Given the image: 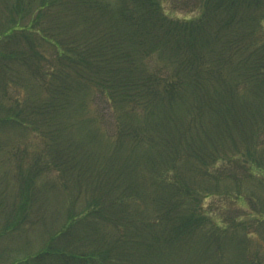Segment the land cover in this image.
<instances>
[{"label":"trees","instance_id":"obj_1","mask_svg":"<svg viewBox=\"0 0 264 264\" xmlns=\"http://www.w3.org/2000/svg\"><path fill=\"white\" fill-rule=\"evenodd\" d=\"M33 8L32 22L54 51L44 57L46 69L36 64L35 77L45 96L33 99L29 109L47 142L48 165L61 173L66 188L76 189V198L87 197L81 217L91 214L96 222L115 226L113 252L123 254L126 248L127 264L153 261L161 255L163 228L169 238L180 240L187 235L182 232L195 227L186 218L191 213L177 195V182L169 177L172 168L182 179L184 172L188 178L187 165L207 172L208 165L230 153L224 141L244 142L250 128L264 129V0H205L201 16L191 22L167 18L160 0H119L116 5L104 0H41ZM155 54L168 73L151 69ZM88 90L102 95L118 113L115 155L103 162L69 136L73 108L83 106L77 97ZM179 108L186 109L185 116ZM138 109L141 127L132 123L140 117ZM91 137L99 142L97 133ZM124 145L131 151L147 150L144 160L152 174L144 177L141 188L148 181L165 186L162 195H150L151 214L142 205L141 190V229L133 219L135 212L126 207L134 202H125L137 199L112 195L124 188L115 168ZM258 156L263 168L264 153ZM78 219L71 217L68 229L84 220ZM79 257L89 263L104 260L92 254Z\"/></svg>","mask_w":264,"mask_h":264},{"label":"rangeland","instance_id":"obj_2","mask_svg":"<svg viewBox=\"0 0 264 264\" xmlns=\"http://www.w3.org/2000/svg\"><path fill=\"white\" fill-rule=\"evenodd\" d=\"M104 1L116 5L119 0ZM40 2L0 0V264H108L116 257L121 259L113 264H127L126 248L123 254L113 252L115 226L104 220L96 222L91 214L81 217L87 197L76 198V189L66 188L61 173L49 167L47 142L31 121L33 99L45 96L34 69L36 64L46 69L49 63L44 57L54 54L43 40V32L36 29L40 27L32 22L36 14L33 6ZM204 2L160 0V5L167 18L191 22L201 16ZM161 61L158 54L153 55L151 69L168 73ZM82 93L77 99L83 106L73 108L74 126L69 136L103 162L115 155L112 148L120 131L118 113L99 93ZM138 110L140 117L133 116L135 127H141L143 121ZM178 113L185 116L186 109L179 108ZM253 131L250 128L246 136L248 142L224 141V149L230 153H223L214 165H208L207 172L187 165L188 178L184 172L186 178L182 179L177 168H172L169 177L177 182V195L191 213L186 218L190 217L195 227L191 233H187L190 228L182 232L187 235L180 240L169 238L163 228L158 244L161 255L143 264H264V167L258 164V160L263 162L258 155L264 153V129ZM90 133H97L99 142L93 143ZM175 134L174 141L178 140ZM125 145L115 157L124 188L112 195L124 193L125 198L137 199L125 202H134L126 207L135 212L133 219L141 229V190L142 205L151 214L150 195H162L165 186L148 181L141 188L144 177L152 174L144 160L147 150L131 151ZM181 165L184 169V161ZM178 206L180 210L182 206ZM73 216L84 220L68 229ZM83 254L104 260L85 262L79 257Z\"/></svg>","mask_w":264,"mask_h":264}]
</instances>
